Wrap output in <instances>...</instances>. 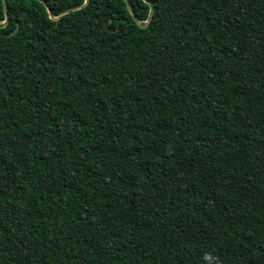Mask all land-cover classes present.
<instances>
[{"label": "trees", "instance_id": "1", "mask_svg": "<svg viewBox=\"0 0 264 264\" xmlns=\"http://www.w3.org/2000/svg\"><path fill=\"white\" fill-rule=\"evenodd\" d=\"M149 1L0 0V264H264V0Z\"/></svg>", "mask_w": 264, "mask_h": 264}, {"label": "water", "instance_id": "2", "mask_svg": "<svg viewBox=\"0 0 264 264\" xmlns=\"http://www.w3.org/2000/svg\"><path fill=\"white\" fill-rule=\"evenodd\" d=\"M145 1H147V2H149L151 5H152V2L151 1H149V0H145ZM130 6V5H129ZM130 8H131V6H130ZM153 7H151V12H150V15H149V19H148V21H140V25L141 26H143V27H145L149 22H150V20H151V18H152V14H153ZM4 24H2V26H3Z\"/></svg>", "mask_w": 264, "mask_h": 264}]
</instances>
